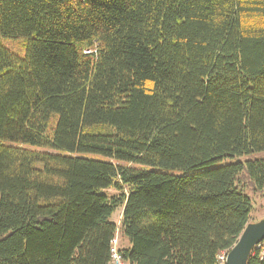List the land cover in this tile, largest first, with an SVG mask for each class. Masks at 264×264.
Here are the masks:
<instances>
[{
	"label": "trees",
	"instance_id": "trees-1",
	"mask_svg": "<svg viewBox=\"0 0 264 264\" xmlns=\"http://www.w3.org/2000/svg\"><path fill=\"white\" fill-rule=\"evenodd\" d=\"M261 152L264 0H0V264H217Z\"/></svg>",
	"mask_w": 264,
	"mask_h": 264
},
{
	"label": "rangeland",
	"instance_id": "rangeland-1",
	"mask_svg": "<svg viewBox=\"0 0 264 264\" xmlns=\"http://www.w3.org/2000/svg\"><path fill=\"white\" fill-rule=\"evenodd\" d=\"M1 44L3 45V47H5L8 51H10L11 53H13L15 56L19 57V58H24L25 56V40L24 39H16V40H12V39H3L1 41ZM30 150H34V151H44V149L41 148H28ZM92 158L95 159H102L101 156H91ZM260 159H264V152L261 153H252L249 155H245L242 157H237V158H233V159H225L220 163H216L211 165L209 168H214V167H219L222 165H226V164H230V163H236V162H242L245 163L247 161H255V160H260ZM198 170H194L190 173H194L197 172ZM244 182V181H243ZM245 184V191L246 194L249 195L252 198V204H253V209H252V213H251V218H250V223H257L258 221L264 219V197H262L261 195H253V193L250 190L249 185ZM111 193L113 191H110ZM121 210L115 212L112 216V220L115 222H119L120 220V214ZM127 244L123 241L121 242V246H126Z\"/></svg>",
	"mask_w": 264,
	"mask_h": 264
},
{
	"label": "water",
	"instance_id": "water-1",
	"mask_svg": "<svg viewBox=\"0 0 264 264\" xmlns=\"http://www.w3.org/2000/svg\"><path fill=\"white\" fill-rule=\"evenodd\" d=\"M264 241V219L249 223L227 254L226 264H247L252 248Z\"/></svg>",
	"mask_w": 264,
	"mask_h": 264
},
{
	"label": "built area",
	"instance_id": "built-area-1",
	"mask_svg": "<svg viewBox=\"0 0 264 264\" xmlns=\"http://www.w3.org/2000/svg\"><path fill=\"white\" fill-rule=\"evenodd\" d=\"M119 224L117 226V230L115 232V236L110 244L109 248V259L107 264H128L126 260L123 258L122 254L120 253V240H119ZM229 251H222L219 252L216 256V263L217 264H226L227 263V254ZM255 253H259L261 258L260 262L264 264V246L263 242L254 246L250 252V255Z\"/></svg>",
	"mask_w": 264,
	"mask_h": 264
}]
</instances>
